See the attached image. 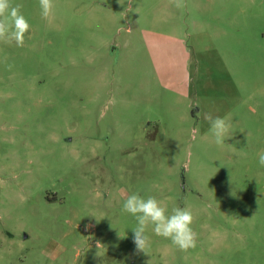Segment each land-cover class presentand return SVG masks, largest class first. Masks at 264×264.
Masks as SVG:
<instances>
[{
	"label": "rangeland",
	"instance_id": "1",
	"mask_svg": "<svg viewBox=\"0 0 264 264\" xmlns=\"http://www.w3.org/2000/svg\"><path fill=\"white\" fill-rule=\"evenodd\" d=\"M11 3L30 30L0 41V264H264V0ZM132 193L188 208L196 247L149 225L135 253Z\"/></svg>",
	"mask_w": 264,
	"mask_h": 264
},
{
	"label": "clouds",
	"instance_id": "2",
	"mask_svg": "<svg viewBox=\"0 0 264 264\" xmlns=\"http://www.w3.org/2000/svg\"><path fill=\"white\" fill-rule=\"evenodd\" d=\"M174 2L177 8L184 6L183 0H174ZM39 6L41 16L45 20L53 15V0H39ZM21 7V5L13 6L11 0H0V41L7 44L14 42L17 47H23L25 34L30 30L28 20L20 11ZM7 67L11 70L12 65L9 64ZM193 107L199 108V105L195 104ZM198 116L199 112H197ZM204 119L210 125L209 131L214 143L223 145L225 139L230 136V123L225 118L214 117L211 113H205ZM258 163L264 167V151L258 153ZM122 211L131 214L137 221L136 227L132 229L137 254H148L150 242L146 230L149 225L153 226L155 235L169 239L182 251L196 247L197 233L192 228L193 215L188 208H173L172 213L168 215L166 208L154 196L145 199L138 193H132L124 201Z\"/></svg>",
	"mask_w": 264,
	"mask_h": 264
}]
</instances>
